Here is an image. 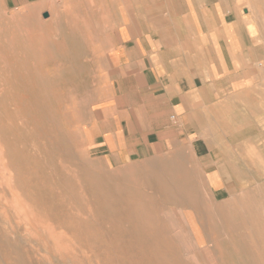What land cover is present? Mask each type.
<instances>
[{
    "label": "rangeland",
    "instance_id": "rangeland-1",
    "mask_svg": "<svg viewBox=\"0 0 264 264\" xmlns=\"http://www.w3.org/2000/svg\"><path fill=\"white\" fill-rule=\"evenodd\" d=\"M238 6L239 86L223 79L196 129L235 173L215 192L190 142L109 150L127 105L95 25L0 0V264H264V0Z\"/></svg>",
    "mask_w": 264,
    "mask_h": 264
},
{
    "label": "crops",
    "instance_id": "crops-1",
    "mask_svg": "<svg viewBox=\"0 0 264 264\" xmlns=\"http://www.w3.org/2000/svg\"><path fill=\"white\" fill-rule=\"evenodd\" d=\"M4 1L47 20L76 18L96 26L100 43L93 46L104 49L96 54L112 66L115 100L127 105L118 108L114 130L105 136L120 161L151 158L190 142L202 172L215 181L213 191H229L234 171L222 152L210 151V141L196 129L207 104L220 98L222 80H229L231 90L239 86L229 67L239 0ZM207 52L213 56L210 63L202 57ZM116 143L123 144L117 151Z\"/></svg>",
    "mask_w": 264,
    "mask_h": 264
},
{
    "label": "bare ground",
    "instance_id": "bare-ground-1",
    "mask_svg": "<svg viewBox=\"0 0 264 264\" xmlns=\"http://www.w3.org/2000/svg\"><path fill=\"white\" fill-rule=\"evenodd\" d=\"M258 15V14H257ZM258 19V18H257ZM263 21V20H262ZM263 36V35H262ZM251 152V151H250ZM255 152V151H254ZM254 152H252V153H254ZM255 153H257V152H255ZM255 158V157H254ZM253 161H254V159H253ZM252 161V162H253ZM255 165V164H254ZM256 166V165H255ZM212 179V178H211ZM209 182V181H208ZM209 185V184H208ZM185 191V190H184ZM264 192V191H263ZM232 197V196H231ZM172 207V206H171ZM88 215V214H87ZM7 231V230H6ZM11 237V236H10ZM20 241V240H19ZM23 241V240H22ZM24 242V241H23ZM187 255V254H186ZM188 256V255H187ZM186 261V260H185Z\"/></svg>",
    "mask_w": 264,
    "mask_h": 264
},
{
    "label": "built area",
    "instance_id": "built-area-1",
    "mask_svg": "<svg viewBox=\"0 0 264 264\" xmlns=\"http://www.w3.org/2000/svg\"><path fill=\"white\" fill-rule=\"evenodd\" d=\"M58 2H63L64 0H57Z\"/></svg>",
    "mask_w": 264,
    "mask_h": 264
},
{
    "label": "water",
    "instance_id": "water-1",
    "mask_svg": "<svg viewBox=\"0 0 264 264\" xmlns=\"http://www.w3.org/2000/svg\"><path fill=\"white\" fill-rule=\"evenodd\" d=\"M48 15H45V17H47Z\"/></svg>",
    "mask_w": 264,
    "mask_h": 264
}]
</instances>
